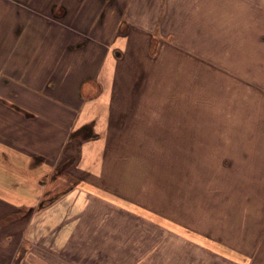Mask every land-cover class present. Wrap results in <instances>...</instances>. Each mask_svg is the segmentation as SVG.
Masks as SVG:
<instances>
[{"label": "crops", "instance_id": "1", "mask_svg": "<svg viewBox=\"0 0 264 264\" xmlns=\"http://www.w3.org/2000/svg\"><path fill=\"white\" fill-rule=\"evenodd\" d=\"M200 1L0 0V264H160L154 246L162 264H257L246 253L264 247V100L254 107L261 141L224 157L222 188L207 181L219 215H185L178 197L175 210L139 199L152 174L136 141L161 135L137 134L133 112L123 137L131 152L120 155L119 131H106L123 114L117 76L135 92L149 72L135 61L164 63L150 69L162 84L168 46L200 58L183 46L200 38ZM191 12L193 30L183 32ZM206 43L214 52V34ZM121 234L133 240L120 244Z\"/></svg>", "mask_w": 264, "mask_h": 264}, {"label": "rangeland", "instance_id": "2", "mask_svg": "<svg viewBox=\"0 0 264 264\" xmlns=\"http://www.w3.org/2000/svg\"><path fill=\"white\" fill-rule=\"evenodd\" d=\"M261 3L257 0H216L215 12L211 15L208 0H201L197 21L200 38L195 44L189 39L183 44L193 47L200 58H189L190 49L187 48H184L187 53L177 58L176 48L168 46L161 54L167 68L165 82L163 78L161 84L158 76L150 73V69L154 73L159 71L164 63L156 58L135 61L138 67L146 63L149 69L143 77V85L135 87L138 91H129L131 84L128 85L127 76H117L119 82L116 84V78L114 84L118 88L122 83L121 92L107 94L109 99L116 94L121 99L117 97L120 100L117 105L123 114L111 116L114 118L112 125L106 128V131H119L120 140L115 141L113 149L117 146L123 148L120 155L127 151L128 142L123 137L133 128L131 124L127 128V121L131 119L128 115L133 112L139 117L135 118L137 134L141 130L149 136L161 135L158 140L136 141V153L147 160L148 171L152 174L145 196L138 198L149 200L153 208L159 207L160 202H167L166 207L172 206L171 209L174 207L175 210L178 197L183 203L180 205L177 201V206L185 215L193 211L205 213V217L211 212L222 214L221 202L213 203L214 195L212 200L208 198L210 188L207 181L210 179L218 184L217 190L222 188L224 157L239 159V156H228L230 151L234 153L240 148L256 147L257 138L259 141L263 138L262 124L254 108L255 103L264 100L261 96L264 93V41L261 40L264 39V3ZM192 14L187 16L188 29L183 27V32L193 30ZM213 34L214 52L208 50L206 43ZM155 46L157 51L159 45ZM133 65L132 62L131 68ZM139 119L142 124L138 123ZM139 142L146 147L142 149ZM138 181V177L135 178L134 182ZM216 225L222 231V222ZM120 239L119 243L125 244L133 237L121 234ZM155 242L158 244L159 240L152 237V243ZM148 254L152 255L153 261L162 264L159 247L154 246ZM246 254L254 256L249 263L255 259V263L264 264V247L257 258L256 253ZM168 260L175 263L171 256Z\"/></svg>", "mask_w": 264, "mask_h": 264}]
</instances>
